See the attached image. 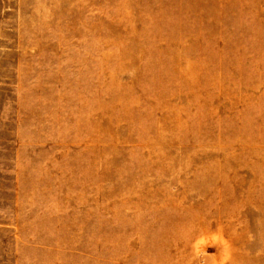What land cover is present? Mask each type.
I'll return each instance as SVG.
<instances>
[{"label": "rangeland", "instance_id": "1", "mask_svg": "<svg viewBox=\"0 0 264 264\" xmlns=\"http://www.w3.org/2000/svg\"><path fill=\"white\" fill-rule=\"evenodd\" d=\"M263 77L264 0H0V264L264 256Z\"/></svg>", "mask_w": 264, "mask_h": 264}, {"label": "bare ground", "instance_id": "2", "mask_svg": "<svg viewBox=\"0 0 264 264\" xmlns=\"http://www.w3.org/2000/svg\"><path fill=\"white\" fill-rule=\"evenodd\" d=\"M205 1V0H204ZM235 2V1H234ZM225 3V2H224ZM232 8V7H231ZM216 8H214V7H212V8H210V9H206L205 7H204V2L203 1H198V2H194V5L192 4V7H188V8H186V9H184V10H182V12L184 13V12H190V13H193V12H196L197 10H199V17H200V19L201 20H205V19H210V18H214V17H216V10H215ZM213 10H215V11H213ZM220 14L222 15L223 14V16L225 15V13L222 11V12H220ZM219 17H221V16H219ZM199 19V20H200ZM225 21V20H224ZM201 25V24H200ZM224 26H225V24H224ZM194 27V26H193ZM199 27V26H198ZM258 27H259V25H258ZM223 29V28H222ZM197 34V33H196ZM192 37V36H191ZM197 37V36H196ZM223 37V36H222ZM244 43V42H243ZM192 55V54H191ZM219 55V54H218ZM181 56V55H180ZM193 57H196V56H193ZM183 58H185V57H183ZM193 60V59H192ZM214 60H216V59H214ZM201 61V60H200ZM228 61V60H227ZM232 62V61H231ZM263 62V61H262ZM217 63H219V62H217ZM239 63V62H238ZM258 63V62H257ZM189 66V65H188ZM187 66V67H188ZM221 66V65H220ZM219 66V67H220ZM222 67V66H221ZM240 68V67H239ZM256 68H258V67H256ZM261 68H263V67H261ZM208 69V68H207ZM220 69V68H219ZM255 69V68H254ZM242 70V69H241ZM200 71V70H199ZM212 71H213V69H212ZM216 71V70H215ZM219 71V70H218ZM221 71V70H220ZM262 72V71H261ZM219 74V73H218ZM249 75V74H248ZM219 76V75H218ZM263 76V75H262ZM217 77V76H216ZM192 79H191V81L193 80V75H192V77H191ZM206 78V77H205ZM257 78H259V77H257ZM264 78V77H263ZM190 79V78H189ZM230 79V78H229ZM213 80V79H212ZM207 82V81H206ZM208 83V82H207ZM246 83V82H245ZM223 84V83H222ZM251 85V84H250ZM254 86V85H253ZM239 87H240V85H239ZM221 89V88H220ZM219 89V90H220ZM240 89V88H239ZM236 93H238V92H236ZM253 93V92H252ZM239 94V93H238ZM258 96V95H257ZM256 97V96H255ZM254 102V101H253ZM263 103V102H262ZM254 117V116H253ZM256 122V121H255ZM260 133V132H259ZM264 133V132H263ZM246 134V133H245ZM255 134V133H254ZM248 135V134H247ZM249 135H251V134H249ZM263 135V134H262ZM240 136V135H239ZM243 136V135H242ZM254 136V135H253ZM256 137V136H255ZM260 138V137H259ZM244 140V139H243ZM242 142V141H241ZM246 142V141H245ZM262 143V142H261ZM250 144H252V143H250ZM228 147V146H227ZM231 148L233 147V146H230ZM251 147V146H250ZM252 149H254V154H256L257 156H259L260 155V153H258V150L256 151V149L254 148V147H252ZM241 154V153H240ZM226 156H227V154H226ZM229 156V155H228ZM239 156V155H238ZM253 157V156H252ZM224 158V157H223ZM228 160V159H227ZM226 160V161H227ZM233 160V159H232ZM230 163V162H229ZM234 163V162H233ZM208 166V165H207ZM215 166V165H214ZM217 166V165H216ZM211 167H213V166H211ZM219 167V166H218ZM221 167V166H220ZM219 167V168H220ZM234 170H235V168H234ZM258 170V169H257ZM255 171L254 173H255V175H259V177H260V179H261V189H260V191H261V197L264 199V166H261L260 167V169L258 170V171ZM215 176V175H214ZM205 178H207V177H205ZM221 178V177H220ZM223 178V177H222ZM208 179V178H207ZM202 180V179H201ZM223 180V179H222ZM241 180V179H240ZM208 181H210V179H208ZM212 181H213V179H212ZM210 183V182H209ZM242 183V182H241ZM203 185H206V183L205 184H203ZM221 185V184H220ZM200 187H202L203 188V186H200ZM206 187H208V186H206ZM206 187H204V188H206ZM216 188H217V186H216ZM208 189V188H207ZM219 189V188H218ZM220 190H221V188H220ZM232 190V189H231ZM247 190V189H246ZM206 191V190H205ZM213 191V190H212ZM217 194V193H216ZM221 194H222V192H221ZM219 197V196H218ZM249 197V196H248ZM256 197V196H255ZM245 198V197H244ZM209 199V198H208ZM229 199V198H228ZM252 199V201L251 202H253V201H256L253 197L251 198ZM241 200V199H240ZM247 200V199H246ZM228 201V200H227ZM236 201V200H235ZM235 201H234V203H235ZM244 201V200H243ZM238 202V201H237ZM236 202V203H237ZM249 202V201H248ZM235 203V204H236ZM239 203L240 202H238V204L237 205H239ZM250 203V202H249ZM258 204V203H257ZM242 205H244V204H242ZM256 205V204H255ZM259 205V204H258ZM250 206V205H249ZM252 206V205H251ZM264 206V205H263ZM245 207V206H244ZM260 208V207H259ZM258 208V209H259ZM264 208V207H263ZM251 212H253V211H251ZM240 217V216H239ZM238 218V217H237ZM220 219V218H219ZM235 220V219H234ZM258 220V219H257ZM197 222H199V221H197ZM220 222V221H219ZM232 222V221H231ZM241 222V221H240ZM246 224H247V222H245ZM260 223V222H259ZM200 224V223H199ZM232 224L234 225V223L232 222ZM242 224V223H241ZM197 225V224H196ZM231 225V224H230ZM203 226V225H202ZM241 226V225H240ZM245 226V225H244ZM261 226V225H260ZM234 227L235 228H237L235 225H234ZM246 227V226H245ZM241 228V227H240ZM244 228V227H243ZM261 229H262V227H261ZM187 232V231H186ZM242 232V231H241ZM249 232V231H248ZM260 232V231H259ZM257 234H258V232H256ZM260 236H261V239H262V241H263V246H264V225H263V229H262V231L260 232ZM161 237V236H160ZM240 237V236H239ZM241 239L243 240V238L241 237ZM230 240V239H229ZM242 246V245H241ZM239 251H240V249H238ZM238 250H236V251H238ZM241 252V251H240ZM242 253V252H241ZM238 254H239V252H238ZM242 255V254H241ZM232 256V255H231ZM236 256H238V255H236ZM234 257V256H233ZM233 260L235 261V263L234 264H264V256H262V257H248V256H240V257H234V258H232L231 257V259L229 260L230 262L232 261V263H230V264H233Z\"/></svg>", "mask_w": 264, "mask_h": 264}]
</instances>
